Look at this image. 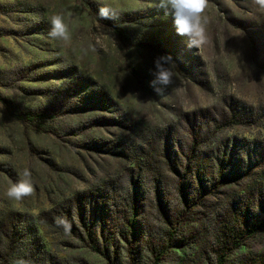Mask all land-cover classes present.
<instances>
[{"label":"rangeland","instance_id":"rangeland-1","mask_svg":"<svg viewBox=\"0 0 264 264\" xmlns=\"http://www.w3.org/2000/svg\"><path fill=\"white\" fill-rule=\"evenodd\" d=\"M158 2L103 0L113 20L98 16V0H0V255L14 251L0 264H110L55 218L80 233L81 208L88 220L112 207L121 225L138 204L153 224L166 208L181 214L184 194L185 224L159 264H215L221 226L243 203L264 206V188L254 190L264 187V15L253 0H209L197 50ZM56 14L67 44L49 36ZM168 54L174 83L157 94L154 60ZM26 112L46 119L15 117ZM219 150L234 162L223 179ZM25 169L35 192L10 200ZM227 264H264V234Z\"/></svg>","mask_w":264,"mask_h":264},{"label":"trees","instance_id":"trees-1","mask_svg":"<svg viewBox=\"0 0 264 264\" xmlns=\"http://www.w3.org/2000/svg\"><path fill=\"white\" fill-rule=\"evenodd\" d=\"M15 117L19 121L28 123H38L46 119L44 114L32 112L15 114ZM227 155L225 150H219V155L215 157L214 168H216L213 170V175L218 179L225 178V172L234 164L231 161L233 160L232 156L227 161ZM200 170L204 172L203 178L206 177L203 165L200 166ZM263 188V186H259L257 190H254L261 192ZM247 190L245 194L248 192ZM138 198L144 199L146 195H136L133 202H136ZM187 199L184 194L181 214L177 213L176 216H172L170 210L166 208L163 213L159 212L158 218L154 220L153 224H150L149 211L147 209L139 211L138 204L128 206L129 215L125 223L121 225L115 222L120 219V216L119 213L112 210V207L108 208L104 205L105 207H101L99 219L94 217L88 218V220H86L88 208H81L82 232L79 233L78 230H75V226L70 232L84 247L103 256L110 264H137L140 256H146L153 264H159L174 247L185 224L186 220L182 219V215L188 213L187 208L191 206ZM238 210H236V212L238 211L237 217L231 222L232 226L224 224L217 231V238L221 242L219 249L214 250L215 264H227L231 254L240 249L247 240L264 234V206L258 207L257 202L249 201L243 203ZM113 217H115L114 222L110 221ZM18 231V229L15 230V232ZM94 231L96 233L93 236ZM13 253L14 251L6 256L0 255V262L8 263L13 257Z\"/></svg>","mask_w":264,"mask_h":264},{"label":"clouds","instance_id":"clouds-1","mask_svg":"<svg viewBox=\"0 0 264 264\" xmlns=\"http://www.w3.org/2000/svg\"><path fill=\"white\" fill-rule=\"evenodd\" d=\"M100 6L98 16L101 19H118L116 11L103 0H98ZM258 6V10L264 15V0H253ZM209 4V0H159L158 6L170 10L177 33L188 38V46L200 50L208 43L207 24L208 18L204 15ZM51 28L49 36L65 44L71 41L69 26L65 23L62 14L53 15L50 19ZM175 62L170 54L161 55L155 58L153 72L154 79L150 82L157 94L164 91L174 83ZM31 171L25 169L22 178L15 183H11L6 191V196L10 200L21 201L30 197L35 192V186L31 179ZM55 224L61 227L67 234L71 231V223L64 217H56Z\"/></svg>","mask_w":264,"mask_h":264}]
</instances>
